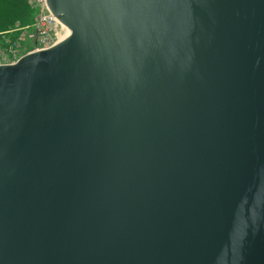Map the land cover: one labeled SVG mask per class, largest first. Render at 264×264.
I'll return each mask as SVG.
<instances>
[{"label":"water","instance_id":"1","mask_svg":"<svg viewBox=\"0 0 264 264\" xmlns=\"http://www.w3.org/2000/svg\"><path fill=\"white\" fill-rule=\"evenodd\" d=\"M68 30L0 65V264H264V0H45Z\"/></svg>","mask_w":264,"mask_h":264},{"label":"built area","instance_id":"2","mask_svg":"<svg viewBox=\"0 0 264 264\" xmlns=\"http://www.w3.org/2000/svg\"><path fill=\"white\" fill-rule=\"evenodd\" d=\"M26 3L31 22L17 26L16 37L1 35L0 65H11L25 54L46 50L68 35V30L48 10L45 0H26ZM24 49L26 52L22 54Z\"/></svg>","mask_w":264,"mask_h":264},{"label":"rangeland","instance_id":"3","mask_svg":"<svg viewBox=\"0 0 264 264\" xmlns=\"http://www.w3.org/2000/svg\"><path fill=\"white\" fill-rule=\"evenodd\" d=\"M5 1H8V3L6 4ZM9 1L10 0H0V13H1L0 17L4 18L5 20V22L0 21V38H1V35H6V37L8 36L16 37L17 33L14 32V30L17 26H20V25L24 26V25L30 24V21L26 22L27 21L26 19L25 21L22 20V22H26V24L19 23L21 22L20 20L22 19L19 14L22 11L24 12V8L21 6L22 2L19 0H14L13 3ZM25 49L22 51V54L26 52Z\"/></svg>","mask_w":264,"mask_h":264},{"label":"trees","instance_id":"4","mask_svg":"<svg viewBox=\"0 0 264 264\" xmlns=\"http://www.w3.org/2000/svg\"><path fill=\"white\" fill-rule=\"evenodd\" d=\"M19 1H21L22 2V4H21V6L24 8V12L22 13H20L19 15H20V17L22 18L20 21L21 22H19V23H25L26 24V22H31V11H30V9H29V7L27 6V3H26V0H19ZM6 2V4L8 3V1H5ZM9 2H14V0H10ZM17 12V11H16ZM1 14V13H0ZM25 19L27 20L26 22H22V20L23 21H25ZM0 21H2V22H5V20H4V18H2V17H0ZM5 25V24H4Z\"/></svg>","mask_w":264,"mask_h":264}]
</instances>
